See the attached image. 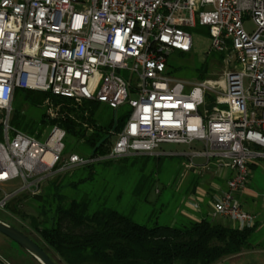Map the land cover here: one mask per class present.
<instances>
[{
    "label": "built area",
    "instance_id": "built-area-1",
    "mask_svg": "<svg viewBox=\"0 0 264 264\" xmlns=\"http://www.w3.org/2000/svg\"><path fill=\"white\" fill-rule=\"evenodd\" d=\"M197 26L207 28V55L229 67L220 79L166 73L175 53L192 50L188 30ZM15 90L47 94L50 117L53 97L125 107L128 117L105 154L69 153L55 124L44 140L17 129ZM141 155H176L181 173L199 175L182 198L184 217L198 220L191 212L203 210L254 227L243 197L264 164V0H0V186L20 183L0 207L58 175Z\"/></svg>",
    "mask_w": 264,
    "mask_h": 264
},
{
    "label": "trees",
    "instance_id": "trees-1",
    "mask_svg": "<svg viewBox=\"0 0 264 264\" xmlns=\"http://www.w3.org/2000/svg\"><path fill=\"white\" fill-rule=\"evenodd\" d=\"M189 53H175L166 73L174 77L183 71L184 79L203 80L223 57L211 53L200 64L191 62ZM211 61L215 64L209 66ZM47 97L40 92L15 90L14 112L19 113L21 106L32 108L36 104L41 108ZM52 104L54 116L44 109L41 122L65 130V152L89 155L111 130L113 118L106 125L95 120L97 103L78 105L53 97ZM127 117L125 107L119 116L116 113V132ZM17 129L34 131L33 125L22 122ZM111 144L107 139L96 154H105ZM112 162L104 160L58 175L48 180L39 194L11 199L19 202L27 197L36 205L41 219L30 218V227L66 264H215L253 246L264 248V244L254 242L257 222L252 228L239 230L225 224L226 220L208 219L203 210L191 212L198 220L179 213L182 198L194 193V177L179 191L161 182L160 193L150 203L148 197L156 180L153 174H140L131 184H119ZM11 204H6L5 209L15 214ZM0 264L5 263L0 260Z\"/></svg>",
    "mask_w": 264,
    "mask_h": 264
},
{
    "label": "rangeland",
    "instance_id": "rangeland-1",
    "mask_svg": "<svg viewBox=\"0 0 264 264\" xmlns=\"http://www.w3.org/2000/svg\"><path fill=\"white\" fill-rule=\"evenodd\" d=\"M244 28L246 31H251L253 30L254 27L250 21H245ZM206 30H207L206 27H200V26L188 30V32L192 35V40H193V47L189 53L190 56L189 60L191 62L193 60H196L198 63L204 64L208 59V55L206 53V50L208 48ZM177 64L180 65L181 63L178 62ZM213 64H215V62L211 61L209 63V66ZM215 65L216 67H214V65L211 67L205 79H220L223 71L226 70V68H229L225 66L223 62V57L221 59V64L219 65L215 64ZM183 76H185L183 71H179L174 75V78L188 80V81H197V79L192 77H187V79H184ZM11 107L13 110L12 112L13 115L19 116V120H20L19 122L33 125L34 131L28 134L34 135L35 137H39L41 140L45 139L50 127L49 122H45V123L41 122L44 109H46L47 111L46 105H42L41 108L40 107L30 108L27 106H21L19 107L18 110L19 113L14 112L15 109H13L14 108L13 102ZM54 108L56 109V107ZM221 108H225V106H221ZM122 110L123 107H120L117 110L116 113L118 114V116L121 114ZM113 112L114 111L105 104H98L94 111V118L99 124L106 125L113 118ZM114 133L117 132L114 131ZM108 140L109 142H113L115 140V136L111 134ZM163 149L165 152L169 151L176 153L179 151L180 147L166 145L163 147ZM111 160L113 161L112 166L114 168H117L116 171H118V173L116 175L118 177L116 178V180L117 183L119 184H126V183L131 184L132 181L137 179V177L140 174H144V175L153 174V178L156 180L154 186L150 190V194L148 197L150 203H152L156 199L157 195L160 193L161 182L172 184L173 189L175 191H179L189 181L191 177H194L197 183L201 181L199 175L193 174L191 171L186 173H181L179 168L180 158L176 155H161L157 157L141 155V156H129L125 160L120 158L111 159ZM259 165L261 168L260 167L253 168V175L250 181L251 184L249 186V190L247 194L244 195L243 200L245 202L244 208H246L249 212H252L257 215V228L255 229L254 232V242H258L260 245H263L264 244V170H263L264 164L260 163ZM208 182L209 179H206L205 183ZM19 186L20 183L18 181H14L6 185H1L0 202L3 199L4 193L13 194L14 190ZM174 186L178 187V189L177 188L175 189ZM202 187L206 188V185ZM19 195H28V194L22 192L15 193L8 200H6L4 205L0 207V221L18 229L23 234H25L28 238H30L38 246H40L42 250H44L47 253V255L56 264H66L49 246H47L42 241L39 235L30 227V222H31L30 218H35L36 220L41 219V216L39 214L36 205L27 197L23 198L19 202H15L11 200L20 197ZM8 203H12L11 206H15V211H17L15 214L5 209L6 204ZM184 209L186 208L183 205L180 207L179 210V213L182 216L183 214L181 213V210ZM216 220H220V219H216ZM224 223L226 224L228 222L224 221ZM5 243H7V245ZM0 260L6 264H39L28 253H26L19 246L11 242L2 234H0ZM215 264H264V248H261L260 246L258 247L253 246L250 250L243 251L238 255L226 257Z\"/></svg>",
    "mask_w": 264,
    "mask_h": 264
},
{
    "label": "water",
    "instance_id": "water-1",
    "mask_svg": "<svg viewBox=\"0 0 264 264\" xmlns=\"http://www.w3.org/2000/svg\"><path fill=\"white\" fill-rule=\"evenodd\" d=\"M117 121H116V110L113 112V124L110 130V133L105 135L100 141L95 145L92 149L90 155L93 156L97 149L107 140L110 135L114 133L116 129ZM0 234L5 236L11 242L15 243L22 250L28 253L34 260L39 264H56L47 253L42 250L34 241L28 238L25 234H23L18 229L0 221Z\"/></svg>",
    "mask_w": 264,
    "mask_h": 264
},
{
    "label": "crops",
    "instance_id": "crops-1",
    "mask_svg": "<svg viewBox=\"0 0 264 264\" xmlns=\"http://www.w3.org/2000/svg\"><path fill=\"white\" fill-rule=\"evenodd\" d=\"M206 38V37H205ZM251 181V180H250ZM251 184V183H250ZM249 184V186H250ZM196 214V211L194 212ZM194 215V214H193ZM228 222V221H227ZM228 226H231L232 224L230 222L226 223ZM7 245V243H5ZM19 254V253H18ZM6 264V263H5Z\"/></svg>",
    "mask_w": 264,
    "mask_h": 264
}]
</instances>
